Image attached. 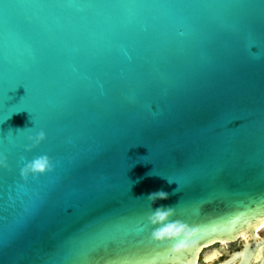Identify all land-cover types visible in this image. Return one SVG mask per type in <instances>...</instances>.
<instances>
[{
	"label": "water",
	"instance_id": "1",
	"mask_svg": "<svg viewBox=\"0 0 264 264\" xmlns=\"http://www.w3.org/2000/svg\"><path fill=\"white\" fill-rule=\"evenodd\" d=\"M0 119V264H198L264 222V0H0Z\"/></svg>",
	"mask_w": 264,
	"mask_h": 264
},
{
	"label": "snow or ice",
	"instance_id": "2",
	"mask_svg": "<svg viewBox=\"0 0 264 264\" xmlns=\"http://www.w3.org/2000/svg\"><path fill=\"white\" fill-rule=\"evenodd\" d=\"M9 92L7 93V99L4 102L5 112L9 107H14L21 104L28 95L26 90V95L23 97V100H21L20 103L9 106L8 101L11 99ZM24 110L28 111L27 108ZM5 120L7 119H0V125H2ZM6 167L7 165L0 164V168ZM27 177L24 178L27 179ZM112 234L114 233H106L104 238H108ZM153 245H156L155 241H145L139 237L128 235L127 238L123 240H111L106 244L94 245L91 252H84L83 255L89 259L92 257H98L96 264H100V262H103V264H151L150 258L161 255V253L157 251V248L162 247V245H156V247H153Z\"/></svg>",
	"mask_w": 264,
	"mask_h": 264
},
{
	"label": "flooded vegetation",
	"instance_id": "3",
	"mask_svg": "<svg viewBox=\"0 0 264 264\" xmlns=\"http://www.w3.org/2000/svg\"><path fill=\"white\" fill-rule=\"evenodd\" d=\"M262 231L263 230H260V233ZM250 234L251 235H250L249 243L246 242L245 239L240 238L234 242H227L226 244L222 242H217L208 247H204V249L202 250L200 254L198 264H262L264 262V256L261 257V259L257 262H249V261L257 252L258 246L260 245L258 243L260 240L264 238V235L263 236L261 235V238L258 241H256L255 236H253L252 233ZM238 241H242V244L233 245L235 242H238ZM208 249H209V252H207ZM214 249L219 251V255L213 260H208L207 255ZM263 250H264V245H263ZM249 251L251 253V256L248 253ZM205 252H207L205 255L206 260H203V256ZM246 252H247V255L244 256ZM246 257L248 259H246Z\"/></svg>",
	"mask_w": 264,
	"mask_h": 264
},
{
	"label": "clouds",
	"instance_id": "4",
	"mask_svg": "<svg viewBox=\"0 0 264 264\" xmlns=\"http://www.w3.org/2000/svg\"><path fill=\"white\" fill-rule=\"evenodd\" d=\"M46 137V133L43 130L38 131L33 137L30 139L33 140L34 145L39 144L42 140H44ZM0 164L7 165V158L0 154ZM52 164L50 163V160L47 155H44L40 158H38L37 162H33L31 164L25 165L21 169V174L25 178L27 177L29 171H31L33 174L36 172H44L45 170H51Z\"/></svg>",
	"mask_w": 264,
	"mask_h": 264
},
{
	"label": "bare ground",
	"instance_id": "5",
	"mask_svg": "<svg viewBox=\"0 0 264 264\" xmlns=\"http://www.w3.org/2000/svg\"><path fill=\"white\" fill-rule=\"evenodd\" d=\"M260 230H264V222L263 223H261V224H259V225H257V226H255V239H256V241H258L260 238H261V233H260ZM251 232H250V229L248 228L246 231H244L243 233H242V235H241V238H243V239H245L246 240V242H250V234ZM222 243H227V242H222ZM210 245H212V244H208V245H206V246H203L202 248H204V247H208V246H210ZM263 245L264 244H260L259 246H258V249H257V252L255 253V255L251 258V260L249 261V262H257V261H259L260 259H261V257H263L264 256V250H263ZM219 255V251L218 250H216V249H214V250H212L208 255H207V259L208 260H213V259H215L217 256Z\"/></svg>",
	"mask_w": 264,
	"mask_h": 264
},
{
	"label": "rangeland",
	"instance_id": "6",
	"mask_svg": "<svg viewBox=\"0 0 264 264\" xmlns=\"http://www.w3.org/2000/svg\"><path fill=\"white\" fill-rule=\"evenodd\" d=\"M261 235L262 236L264 235V230L261 232ZM236 244H240L241 245L242 244V241L235 242L233 245H236ZM207 252H209V249L207 250ZM207 252H205V254L203 256V260H206L205 255H206Z\"/></svg>",
	"mask_w": 264,
	"mask_h": 264
}]
</instances>
